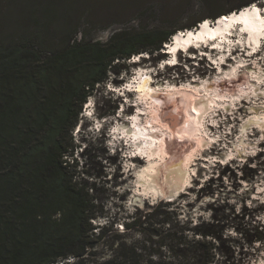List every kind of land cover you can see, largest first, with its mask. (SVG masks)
<instances>
[{"label":"rangeland","instance_id":"374dc122","mask_svg":"<svg viewBox=\"0 0 264 264\" xmlns=\"http://www.w3.org/2000/svg\"><path fill=\"white\" fill-rule=\"evenodd\" d=\"M240 3V0H0V42L29 40L52 51L64 47L72 37L82 42L107 43L125 32L156 29L177 32L215 14L222 6L229 11L232 5ZM256 3L253 4L256 8H263L260 5L264 0ZM27 5L31 6L30 10H26ZM51 9H56L52 17L47 14ZM13 26L17 28L12 30ZM247 52L235 47V55L228 57L227 52L218 55L206 50L204 56L211 53L212 57L203 56L198 60L181 55L176 69L161 61V51L145 52L140 54L142 58L137 55L139 58L132 57L126 62L116 61L117 66L108 72L105 83L96 87L87 100L91 107L83 105L76 126L67 136L73 152L65 157L75 180L96 185L92 194L98 200L95 209L98 214L92 222L93 232L97 235L103 227L108 230L100 244L92 249L93 255L87 256L90 261L108 259L118 245L125 244L143 248V261L183 262L169 250L172 239L167 229L160 224L157 226L162 220V211H175L173 225L177 222L185 225L189 229L185 235L190 240L200 239L193 235L196 227L213 230L223 238L213 240L217 248L215 264H264V232L263 240L256 241L257 231L264 228V147H260L264 143V122L249 124L256 117L264 118V86L261 88L259 84L257 94L250 90L251 82L258 84L260 77L264 84V47L260 53L252 54L256 56L253 60ZM223 55L225 60L220 61ZM133 61L142 63L134 66ZM138 66L143 70L139 78L145 77L147 71L151 73L157 91L154 100H143L139 109L133 94L127 95L130 102L126 103L127 100L121 101L120 96L111 91L112 86H120L133 78ZM250 69L254 74L248 71ZM237 75L241 77L240 83H230L229 78L234 80ZM139 81L137 77L132 92L140 85ZM222 81L228 82L222 92L225 96L215 102L213 114L202 115L201 110V123L194 124L191 105L194 99H203L198 98L191 83L199 82L203 88L208 83ZM172 83L173 88L169 87ZM244 88L248 91L242 92ZM137 94L141 99L140 93ZM136 112L142 113L137 119L142 121L144 131L162 135L161 143L156 139V144L146 140L149 147L164 148L158 151L154 162L170 165L188 160L189 176L185 185L172 195H157L142 187V192L139 191L138 173L150 165L151 160L146 145H135L142 143V138L128 143L136 149L131 158L113 152L112 136L115 132L125 133L119 128L125 123L129 126V116ZM91 113L95 117H106L107 134L99 133L98 127L91 125L94 123L89 119ZM120 141L121 152H124L127 143ZM137 158L141 163H133ZM160 204L163 206L155 211L154 207ZM142 213H153L149 225L128 229L127 224ZM155 229H160V235L153 233ZM90 261L88 264H92ZM69 262L73 263L74 259ZM185 262L192 264L193 261L186 259Z\"/></svg>","mask_w":264,"mask_h":264},{"label":"trees","instance_id":"16d2710c","mask_svg":"<svg viewBox=\"0 0 264 264\" xmlns=\"http://www.w3.org/2000/svg\"><path fill=\"white\" fill-rule=\"evenodd\" d=\"M240 1L229 11L222 6L206 19L215 20L260 0ZM30 8L27 5L26 10ZM47 11L51 17L56 15V9ZM201 21L179 31L192 30ZM177 32H125L107 43L72 37L64 47L52 51L29 40L0 42V264H88L91 258L87 256L93 255L92 249L108 230L103 227L97 235L93 232L92 222L98 214V200L92 194L96 185L75 180L65 160L73 152L67 136L83 105L117 66L116 61L161 51ZM161 206L154 207L155 211ZM161 213L157 226L167 229L172 239L169 250L183 262L143 261V248L125 244L118 245L110 258L90 262L185 264L190 259L192 264L216 263L213 240L222 241V237L196 227L193 235L200 239L190 240L185 225H173L175 211ZM151 214L136 215L128 229L148 226ZM263 232V227L257 231L256 241L263 240ZM153 233L160 235V229ZM72 258L73 263L65 262Z\"/></svg>","mask_w":264,"mask_h":264},{"label":"bare ground","instance_id":"6f19581e","mask_svg":"<svg viewBox=\"0 0 264 264\" xmlns=\"http://www.w3.org/2000/svg\"><path fill=\"white\" fill-rule=\"evenodd\" d=\"M255 9L256 10H251V9L246 10V11L242 12L240 15H239L240 12L237 13V15H233L234 12L233 13H230L228 15H225V16H232L230 18V22L231 23H235L237 21H240V22L244 23V25H245L244 26V29H245L244 31L247 30L248 34L250 35L249 44L251 46L253 44H256L258 41H256V33H255V30H254L255 28L250 27L249 23L250 22H253V23H255L258 26L259 25L263 26L262 21H260L259 24L256 23V21H257L256 12L258 11V12L264 13V11L261 8L260 9L255 8ZM222 17H220V18H222ZM207 20L208 19H205L204 21H207ZM226 21L227 20L221 21L219 26L226 25ZM200 29L201 28L198 27L197 31H193L191 34H188V36L187 35H184V37L178 36L176 38V41L178 43H185V48L191 47L189 49L190 50H194V48H192V47H193V45H195L194 42L196 40H202V39L203 40H209L210 39L209 37H206L204 35L207 32H209V36L211 38H215V37H218V39L221 38L222 32L216 31L215 29L209 27L208 24H205L203 26V28L201 29V31H200ZM192 30H194V29H192ZM236 32H238V29L236 30ZM229 36H233V39L239 37L241 40H244V41L247 40V38H246L247 36H243L242 34H240L239 36H234V35H229ZM229 39H230V37H229ZM254 40H255V42H254ZM226 41H227V39L226 40L222 39V41H220V42L222 44H225ZM234 43H235V41H234ZM168 44H171V45H168L167 46L168 48H170V52H173V51L175 52L176 49H177V47L176 48L173 47V45H174L173 44V41H170ZM212 45H214V42H210L208 46H212ZM219 48H220L221 52L218 53V55H220L221 53H223V54L225 53L226 54L225 48H223V47H219ZM244 49H247L248 50V53H249L248 54V57H250V59L253 60L256 57V56L252 57L253 56L252 54H255V52H252V51L249 52V50H251L250 48L248 49L246 47ZM200 51L202 53L201 55L204 56V53H203L204 49H201ZM213 51L215 52V50H213ZM229 52H230V55L231 56L235 55V51L230 50V51H228V53ZM141 56H143V55H141ZM207 56H211V53H209ZM257 56H259V54ZM243 57H245V56L243 55ZM219 59H220V61H222L224 59V55L221 56V57H219ZM214 62H216V60H214ZM227 62H228V60H227ZM239 62L240 61H238L237 63H239ZM242 63H239V64H242ZM166 66H168V64ZM222 70H224V67H222ZM248 71L253 72V74H254L253 69H250ZM250 72H248V73H250ZM140 73H142V72H140ZM140 73H139V77L141 75ZM221 75H222V73L220 74V76ZM227 75L231 77L230 74H227ZM243 76H244V74H243ZM139 77H138V79L140 80L139 81V84L140 85L139 86H136V90H134V92L140 93V98L141 99H139V98L138 99H139V105H141V102L143 100H147V99H153L154 100V98L156 97L155 92H157V91L155 89L156 88V85H155L156 82L153 81L154 77L151 75V73H149L147 71L146 74H145V77L143 75L141 76L142 78H139ZM256 78H257V76H256ZM260 78L257 79L258 80L257 81L258 84H255V83H253V82L250 81L251 82L250 90L254 94L255 93L257 94V92L260 90L259 84L262 85L261 88H263V86H264V84H262V82L260 81L261 80ZM229 79H230V83L235 84V83H240L241 77H240V75H237V78L236 79H234V80H232L233 78L232 79L229 78ZM191 85H192L191 87H193L194 89H196L198 91V92L197 91L196 92L194 91L195 93H197L198 98H202L203 99L201 101H197V99H194L193 102H195V103L193 105H191V111H192V114L194 115L193 116L194 124L195 123H198L199 124V123H201L200 121L202 120V115L203 114H205L207 112H208L207 113L208 116L211 115V114H213V112H214L213 105L215 104L216 101L219 102V100L222 99L225 96V95L224 96L222 95V92H224V90H226L227 85H228V82L222 81V82H219V83H216V84L215 83L214 84L208 83L203 88L200 87L199 82H192ZM169 87H172L173 88L174 87V84L173 83L170 84ZM219 87H221L222 89L219 88ZM247 91H248V88H244V90L242 92H247ZM202 92H204L205 95L202 94ZM248 93L245 94V97H248ZM209 104H210V107L211 108H208L209 107ZM86 105L87 106L89 105L88 102L86 103ZM90 107L91 106H88V109ZM137 108L139 109V107H137ZM201 110H203L202 115H201V112H200ZM238 112H239V110H238ZM253 114H256V112L255 113L253 112ZM141 115H142V113L140 115H139V113H137V116H134L133 118H131L132 119L131 124L129 123L130 120H128L129 126L132 125L131 128H129V126H125L126 123L125 124L123 123L124 125L119 128L120 131L122 129L126 133V135H125V133L124 134L123 133L122 134L121 133L117 134L115 132V134H117V140L119 142V147L120 148L122 147L120 140H122V142L124 140L127 143V148L125 150L126 151V157L129 156L131 158V157L135 156V153L136 152H134V150H136V149H135V146H132V144L130 145L128 143H133V142H135L134 140H140L139 138H142L141 139V142L142 143H137L135 145H137V146H140V144L146 145L148 147V153H149V157L151 158V160H150V165H148L144 170H142V171H140L138 173V175H139L138 184H139V187H140L139 191L142 192V188H144L143 190H145V191H153L157 195H160V194L162 196H166L167 194H171L172 195L175 192L180 191L181 188L185 185V181H186L187 177L189 176L188 175V169H187L188 166H189L188 165V160L185 158L184 160H181V162L178 163V164H170V165H168L169 163H167V162L164 165H162L160 163L154 162L153 160L156 159V157L158 155V151L159 150H163L164 148H160L161 147L160 145H159L160 146L159 148L157 146L156 147L155 146L149 147V144L146 143V140L149 139L150 143L155 142V144H156V141H155V139H156L157 141H159V143H161V137H162V135L161 134H158L155 131H153L154 132L153 134H151L150 132L144 131L143 130V127H142V125H143L142 124V121L139 122L138 119H137ZM262 122H264V118L256 117L254 120H250L249 121V124L255 123L257 125H261ZM128 123H127V125H128ZM193 128L194 129L196 128L195 125L193 126ZM119 129H118V131H119ZM131 129H134V130L132 131ZM207 130L210 131L211 129L207 128ZM136 137H138V138H136ZM130 138H133V139H130ZM200 142H199V144H200ZM210 142H212V141H210ZM260 147H264V143H262ZM130 161H132V160H130ZM139 161L141 163V159H138L137 158L136 160L133 161V163H136V162H139ZM163 172H164V177L162 178L161 176H162ZM139 197H141V196H139ZM142 201H143V198L140 199L138 202L140 203Z\"/></svg>","mask_w":264,"mask_h":264},{"label":"water","instance_id":"95a60500","mask_svg":"<svg viewBox=\"0 0 264 264\" xmlns=\"http://www.w3.org/2000/svg\"><path fill=\"white\" fill-rule=\"evenodd\" d=\"M260 6L264 7V5H260ZM203 147H205V143L203 144Z\"/></svg>","mask_w":264,"mask_h":264},{"label":"built area","instance_id":"2783aa9c","mask_svg":"<svg viewBox=\"0 0 264 264\" xmlns=\"http://www.w3.org/2000/svg\"><path fill=\"white\" fill-rule=\"evenodd\" d=\"M70 260H72V259H70ZM70 260H67V262H69ZM60 264V263H59ZM62 264V263H61Z\"/></svg>","mask_w":264,"mask_h":264},{"label":"clouds","instance_id":"9594fccd","mask_svg":"<svg viewBox=\"0 0 264 264\" xmlns=\"http://www.w3.org/2000/svg\"><path fill=\"white\" fill-rule=\"evenodd\" d=\"M100 117V116H99ZM106 117L104 116V117H102V119H105Z\"/></svg>","mask_w":264,"mask_h":264}]
</instances>
